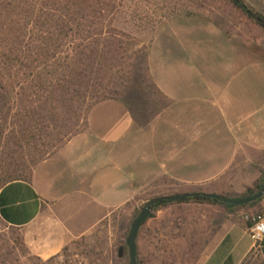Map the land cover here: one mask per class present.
<instances>
[{
  "label": "rangeland",
  "instance_id": "obj_1",
  "mask_svg": "<svg viewBox=\"0 0 264 264\" xmlns=\"http://www.w3.org/2000/svg\"><path fill=\"white\" fill-rule=\"evenodd\" d=\"M244 1L264 15V0ZM206 7L209 8L203 10V16L187 18L184 15L190 8L187 0L126 1V9L118 14L115 26L144 42L149 55L131 61L129 80L116 87V100L105 102L113 104L99 106L91 113L87 137L61 155L59 163L62 166L56 165L47 171L58 181H64V195L87 188L94 197L101 196L104 188L115 195L124 193L123 199L131 193L135 195L128 204L111 212L92 232L49 260L31 255L20 230L9 227L0 219V264H130L126 239L132 222L143 208L157 198L214 192L212 185H188L182 180L162 177L166 169L158 168L156 153L161 138L177 148L180 155L181 151L189 149L193 168L172 170L184 181L203 176L204 170L194 162H200L206 150L200 125L206 109L201 100L213 84L232 87L237 112L242 119L250 113L252 116L258 114L256 118L259 120L264 119V64L257 66V61L264 63V30L230 12L223 0H209ZM208 25L215 26L225 37L237 43L226 42L223 35L215 33ZM155 81L176 98L178 105H170ZM190 97H196L198 101H190ZM165 110L167 112L162 114ZM158 117V125L153 124ZM92 139L97 141L93 143L94 147L97 145V150L105 154L106 163L129 161L131 172L105 166L93 175L92 183H81L76 177L72 186L70 177L79 175V171L69 165L75 162L71 157L90 146ZM126 146L130 150H126ZM258 168L260 179L244 197L264 191V158ZM45 171L41 169L40 174L47 175ZM129 178L131 190L119 189L118 183ZM54 193L60 194V190ZM220 193L230 195L235 192ZM114 198V195L110 197ZM64 201L77 228L86 227L90 219L101 214L94 205L89 206L85 197H69ZM117 202L113 200V203ZM227 211L228 215L234 216L231 223L228 222V228L237 226L248 233L250 220L264 212V195L253 207H227ZM171 215L170 207L153 210L152 218L138 234L137 264H161L162 255H157L156 248H165V264H172ZM188 229L194 230V224H184V230ZM162 232L164 238L160 236ZM186 241L183 240L184 246Z\"/></svg>",
  "mask_w": 264,
  "mask_h": 264
},
{
  "label": "trees",
  "instance_id": "obj_2",
  "mask_svg": "<svg viewBox=\"0 0 264 264\" xmlns=\"http://www.w3.org/2000/svg\"><path fill=\"white\" fill-rule=\"evenodd\" d=\"M126 1L0 0V194L30 185L40 164L88 131L96 106L116 100L131 61L148 57L144 42L115 26ZM223 2L264 30V15L244 0ZM187 3V18L209 8V0ZM153 202V210L174 204ZM181 203L223 205L200 194Z\"/></svg>",
  "mask_w": 264,
  "mask_h": 264
},
{
  "label": "crops",
  "instance_id": "obj_3",
  "mask_svg": "<svg viewBox=\"0 0 264 264\" xmlns=\"http://www.w3.org/2000/svg\"><path fill=\"white\" fill-rule=\"evenodd\" d=\"M208 26L215 33L223 35L215 26ZM223 37L226 42L237 43L234 39L224 35ZM248 56L253 57L249 54ZM263 64L257 61L258 67ZM156 85L162 95L169 100L170 105H178L179 102L174 96L168 94L157 82ZM226 86L220 87L213 84L211 88L206 90L207 93L201 100L205 105L204 109H206L200 125L203 128L207 151L205 150L204 155L202 154L203 157L201 156L200 162L196 161L195 155L193 158L196 161L194 163H197V166L200 165L204 170L203 176L199 179H185V181L180 178L172 169L187 168L188 170L193 168L190 166L192 154L189 149L187 151L181 149L183 150L181 151L182 154H178L177 148L174 149L172 144L170 145L163 138H161L160 147L156 153V160L159 162L157 163L158 168L166 169L165 172H162V177L166 176L177 181L182 180L188 185H195V183L212 185L214 192L207 193L208 195L238 199L244 198V194L253 189V184L261 176L258 165L260 160L264 158V119L256 118L258 115L256 113L254 114L256 116H252L253 113H250L247 118L242 119L243 117L241 116V118L237 112L232 87L226 88ZM189 100L198 101L196 97H190ZM107 104L113 103L99 104L93 111L97 107ZM167 110L163 111L162 114ZM128 118V123L131 124L129 115ZM159 120V117L156 118L153 124L157 123L156 125H158ZM89 131L90 128L87 132L72 139L52 158L40 164L34 171L30 185H12L0 194V213H3V217L0 216V219L9 227L20 230L26 248L31 255L39 259L49 260L59 255L64 248L74 241L92 232L115 209L128 204L135 195L131 193L126 199H123L124 193H116L117 195H115L114 192L110 193L105 188L101 196L96 197L88 188L64 195L62 190L64 181H58L47 170L56 165L62 166L59 163L61 155L87 137ZM170 136L173 141V136ZM96 142L92 139L90 146L81 149L71 157L75 162H71L69 165L73 170L79 171V175L70 177L72 186L76 177L81 179L79 180L81 183H92L93 175L100 169H104L105 166L122 169L123 172L124 170L131 172L129 161L106 163L105 154L97 150V145L94 147L93 143ZM227 145L228 147H226ZM125 148L130 150L129 146ZM41 169L46 170L47 175L40 174ZM131 185L130 178L128 181L122 180L118 183L121 190H131ZM57 190H60V194L54 193ZM222 191L235 193L228 195L220 193ZM113 195L116 198L110 199ZM76 196L87 198L90 202L89 206L94 205L97 212L100 211L101 213L90 219L84 228L76 227L74 218L69 213V206L64 201L65 198ZM113 200H118V202L113 203ZM168 207L172 213L170 232L172 264H264V241L256 246L250 240L247 231L241 227L231 226L228 228V222L231 223L230 220L234 216L228 215L227 207L195 203L172 204ZM106 211H109L108 214ZM35 213V217L29 219ZM184 224H194V230L185 231ZM160 236L164 238L165 234L162 232ZM183 240H187L186 246H184ZM155 250L157 255L159 253L162 255L161 264H165V248H156Z\"/></svg>",
  "mask_w": 264,
  "mask_h": 264
},
{
  "label": "water",
  "instance_id": "obj_4",
  "mask_svg": "<svg viewBox=\"0 0 264 264\" xmlns=\"http://www.w3.org/2000/svg\"><path fill=\"white\" fill-rule=\"evenodd\" d=\"M196 195L197 194L175 195L169 197L168 200L171 203H175L194 197ZM200 195L207 197L209 199L217 200L223 205H229L231 208H234V207L246 206L258 201L264 195V191H259L257 194L249 195L247 197L238 198V199H229L218 195H208V194H200ZM153 206H154V202L149 203L145 208L141 210L139 215L134 219V221L131 224L130 232L126 239V246L128 248L130 264H137L138 234L142 226L147 222V220L152 218Z\"/></svg>",
  "mask_w": 264,
  "mask_h": 264
},
{
  "label": "built area",
  "instance_id": "obj_5",
  "mask_svg": "<svg viewBox=\"0 0 264 264\" xmlns=\"http://www.w3.org/2000/svg\"><path fill=\"white\" fill-rule=\"evenodd\" d=\"M248 235L256 246H259L264 241V212L250 220Z\"/></svg>",
  "mask_w": 264,
  "mask_h": 264
}]
</instances>
